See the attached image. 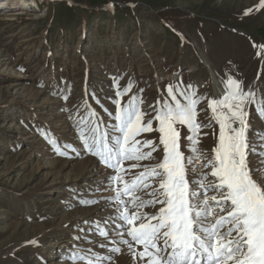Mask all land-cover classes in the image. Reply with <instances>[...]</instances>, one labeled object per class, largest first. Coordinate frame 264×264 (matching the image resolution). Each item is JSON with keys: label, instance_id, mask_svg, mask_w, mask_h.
<instances>
[{"label": "rangeland", "instance_id": "obj_1", "mask_svg": "<svg viewBox=\"0 0 264 264\" xmlns=\"http://www.w3.org/2000/svg\"><path fill=\"white\" fill-rule=\"evenodd\" d=\"M262 2L0 0V264H142L120 243L119 217L109 223L119 206L112 200L98 209L103 192L88 190L93 177L113 180L115 173L79 136L90 112L115 123L109 112L126 85L131 92L122 102L140 97L149 119L155 115L149 105L168 98L167 85H191L212 98V75L225 90L229 77L236 79L254 93L255 104L247 106L250 138L264 151L258 138L264 133L258 114L264 105ZM21 8L27 14H18ZM197 110L198 121L209 124L207 99ZM218 131L212 121L201 130L207 135L198 136L207 154ZM250 160L259 165L258 155ZM202 163L190 166L196 175L208 171ZM102 224L108 239L97 232ZM101 244L108 247L103 255Z\"/></svg>", "mask_w": 264, "mask_h": 264}, {"label": "snow or ice", "instance_id": "obj_2", "mask_svg": "<svg viewBox=\"0 0 264 264\" xmlns=\"http://www.w3.org/2000/svg\"><path fill=\"white\" fill-rule=\"evenodd\" d=\"M191 88L167 85L168 98L149 105L155 115L146 119L150 113L141 109L140 97L120 99L131 92L129 84L115 93L116 109L109 112L115 123L94 111L83 120L84 148L115 173L112 200L119 206L120 243L142 264H264V151L250 138L247 110L255 104L254 93L231 77L216 97L199 96ZM205 99L209 124L197 119V106ZM258 114L264 117V105ZM212 121L219 131L207 154L198 136L207 135L201 130ZM152 132L158 137L143 136ZM258 138L264 141V133ZM253 154L260 158L258 166L251 164ZM194 161H203L208 171L196 175L190 167ZM99 235L108 238L110 230L102 228Z\"/></svg>", "mask_w": 264, "mask_h": 264}, {"label": "bare ground", "instance_id": "obj_3", "mask_svg": "<svg viewBox=\"0 0 264 264\" xmlns=\"http://www.w3.org/2000/svg\"><path fill=\"white\" fill-rule=\"evenodd\" d=\"M27 10H25L24 8L22 9H20L19 10V12H18V14H21V13H23V14H27ZM211 85H212V89H213V92H214V95H215V97L216 96H218L222 91H224L225 90V88H224V86L222 85V83H220L219 82V80L216 78V76L215 75H212V77H211ZM107 122H109V120L107 121ZM94 161V160H93ZM198 162V161H197ZM94 164H96V162H94ZM99 173V172H98ZM111 173V172H110ZM95 174V173H94ZM93 174V176H95ZM100 174V173H99ZM102 176V175H101ZM95 180V181H94ZM88 190L89 189H91L92 190V192H98V191H102L103 192V194H101L102 196H101V198L99 199L100 200V205H98V209H100L101 207H104V206H106V205H108V203H110V202H112V199L110 198V196L111 195H113L115 192H114V190H115V188H116V184H115V182H114V180H111V176L109 177H93L90 181H89V183H88ZM108 191H110L108 194H107V192ZM104 193H106L105 195H104ZM114 196V195H113ZM101 206V207H100ZM94 210V209H93ZM109 216H110V221H109V223H113L114 221H118V217H119V214L116 212H113V211H111L110 213H109ZM109 220V219H108ZM102 228H105V224H102V226H101V228L97 231V232H99L100 233V230L102 229ZM104 238V237H103ZM108 239V238H107ZM110 245V244H109ZM113 246H115V245H113ZM127 247V246H126ZM126 249V248H125ZM127 250V249H126ZM125 250V251H126ZM108 251V247H106L105 248V251L104 252H102L100 255H103L104 253H106ZM71 256V255H70ZM70 256H68V257H70ZM72 257V256H71ZM77 257V256H76ZM79 257H81V256H79ZM79 260L78 258H73V260ZM124 260V259H123ZM93 262H95V261H93ZM136 262H131L130 261V259H129V261L128 262H126V261H120L118 264H135ZM137 264V263H136Z\"/></svg>", "mask_w": 264, "mask_h": 264}]
</instances>
